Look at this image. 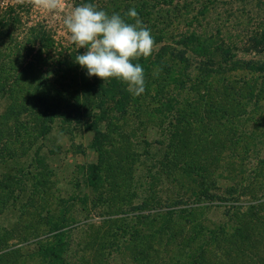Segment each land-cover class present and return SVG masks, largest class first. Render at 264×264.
Wrapping results in <instances>:
<instances>
[{
  "label": "rangeland",
  "instance_id": "374dc122",
  "mask_svg": "<svg viewBox=\"0 0 264 264\" xmlns=\"http://www.w3.org/2000/svg\"><path fill=\"white\" fill-rule=\"evenodd\" d=\"M139 1L0 0V18L9 22L4 30L10 36L4 41L25 43L31 30L38 28L44 32L37 33L39 55L49 63V49L51 54L62 51L54 58L68 54L69 70L80 72L75 58L84 49L72 41L63 23L65 16L75 6L89 2L109 15L119 13L124 17ZM147 2L156 4V15L149 16L150 23H155L151 35L163 39L153 43L151 54L141 63H135L143 67V62L154 59L161 46L175 42L183 31H194L210 52L209 69L207 64H200L202 54L187 53L191 80L182 90L174 87L180 93V116L188 122L179 136L187 158L181 154L168 166H159L178 150L171 135L174 124L158 120L159 115L143 114V119L132 118L124 124L115 121L127 133L135 134L137 130L130 145L132 154L129 152L126 168L118 176L107 167L96 172L101 155L97 146L103 142L102 152H106L111 145L104 143L105 136L101 138L85 126L56 120L43 138L23 146L15 143V154L0 153V183L4 185L0 187V264H139L130 255L133 236L144 242L145 236L157 228L152 219L161 214L156 210L172 207L194 208L192 211L207 229L226 224L228 230H233L237 225L235 216L247 220L250 208L264 217V98L243 108L222 95L224 86L234 78L258 75L236 64L238 58L262 62L264 68V48L258 43L264 28V0ZM209 36L211 39L206 40ZM251 44L258 45L252 48ZM195 65L202 69L196 72ZM47 68L48 64L41 70ZM200 95L211 97L201 102ZM7 104V99L0 98V112ZM140 138L151 145L139 144ZM165 153L168 158L164 159ZM190 157L192 165L185 167ZM155 163L159 165L155 167ZM196 168L200 171L195 175ZM93 174L97 179L91 181ZM202 189L213 195L212 200L201 195ZM107 230L115 233L109 242L102 239ZM182 231L178 240H186L189 235ZM200 243L196 239L188 247L183 241V246L193 250ZM148 246L146 253L150 251ZM157 246L158 254L163 248L159 258L167 261L178 256L175 244L167 246L164 241L162 247ZM257 248L254 254L264 253L262 244ZM183 260L189 262L188 257Z\"/></svg>",
  "mask_w": 264,
  "mask_h": 264
},
{
  "label": "trees",
  "instance_id": "16d2710c",
  "mask_svg": "<svg viewBox=\"0 0 264 264\" xmlns=\"http://www.w3.org/2000/svg\"><path fill=\"white\" fill-rule=\"evenodd\" d=\"M155 1L159 4H169L173 0ZM155 5L147 0H140L134 6L137 17L130 18L126 14L123 18L130 23L138 18L142 24H148L146 27L151 32L155 23H150L149 16L156 15V12H153ZM0 19V98L8 100L7 106L0 112L1 154L7 152L12 156L17 152L15 146L12 147L15 143L23 146L35 142L37 138H43L49 132L53 122L58 120L62 124L69 123L73 126L93 129L101 138L105 136L104 143L111 146H107L109 149L106 152H102L103 142L97 146L101 155L97 162L96 172L101 167H107L113 169L118 176L122 169L126 168L125 159L132 154L130 145L137 136V130L135 134L127 133L115 121L124 124L132 118L141 120L142 115L145 114L146 116L159 115L158 120H163L162 122L168 120L169 126L174 124L171 135L175 136V148L178 150L173 152L175 156L171 155L168 163L163 160L161 165L155 163V167L165 166L164 163L168 166L181 154L186 157L183 152L186 148L179 136H182V129L188 125V122L183 121L180 116V102L177 98L180 93L174 91V87L182 90L190 82L191 61L189 56L191 54H202L200 64H207V69L212 62L208 47L201 43L194 31L178 33L179 38L175 42L161 46L155 53L154 59L143 62L145 90L140 95H132L127 91V85L117 78L103 82L96 76H87L81 66L82 74L69 70V63L66 61L69 55L64 54L59 59L57 57L62 51L51 54L49 45L46 44V48L49 49L46 55L50 58L49 63L51 62L49 64L47 58L39 55L40 49L36 43L37 39H40L37 33L43 35L44 32H39L38 28L31 30L30 38L25 43L8 44L4 40L10 34L4 30V26H8L9 22L2 17ZM162 39L161 35L153 38L155 43ZM207 39H211V36ZM250 41L252 42L251 38ZM263 41L264 28L258 42L264 48ZM251 45L252 48H256L258 44ZM187 53L189 56H186ZM56 54L57 57L54 58ZM142 60L143 56L133 60V63L134 61L141 63ZM233 63L235 64V61ZM47 64V70L52 68L53 71L41 70V67ZM236 64L258 75L256 77L242 75L234 78V82H230L227 87L224 86L225 94L222 93V95L223 99L226 101L230 99L231 103L237 107L247 108L248 103L264 98L263 63L238 58ZM200 69L202 68L195 65L196 72ZM209 97L211 95H200L198 101H208ZM178 118V121L171 123ZM101 124H103V129H100ZM97 141H100V138ZM139 144L148 146L151 142L146 138H140ZM34 155H37L36 151ZM167 155L165 153L163 158H168ZM191 165L190 157L184 166ZM181 170L183 173L186 172L183 167ZM196 170H194L195 175L200 171L197 168ZM95 178L97 179V176L93 174L91 181ZM3 179L4 182L7 181V178ZM0 187L4 188L3 183H0ZM200 192L203 193L201 194L203 197L206 196L212 200L213 195L205 193V189ZM188 207L180 209L172 207L167 211L156 210L157 214H161L152 219L157 228H153L151 234L145 236L144 242L141 238L133 236L134 240L132 239L130 244L132 259L139 264H264V253L258 251V254H254L258 250L257 246L260 244L264 246L263 216H258L250 208L247 220L244 221L235 216L237 225L233 230H228L226 224H222L217 229H207L202 226V220L192 211L194 208ZM160 219H164V222L158 223ZM186 226L195 231L190 233L191 230L185 229ZM183 229L185 235L186 233L189 235L186 240H178L177 236L183 232ZM151 237L155 238L153 242L148 240ZM114 238L115 233L112 230H107L106 234L102 235V239L108 242ZM196 239H199L200 245L193 250L191 248L185 250L183 241L191 247L190 243ZM164 241L167 246L172 244L177 246V257L171 256L167 261L165 257L160 256L159 258L163 248L158 254L156 246L162 247ZM147 245L150 248L149 253H146ZM179 255H184V258L188 257L189 262H185L184 258Z\"/></svg>",
  "mask_w": 264,
  "mask_h": 264
},
{
  "label": "clouds",
  "instance_id": "9594fccd",
  "mask_svg": "<svg viewBox=\"0 0 264 264\" xmlns=\"http://www.w3.org/2000/svg\"><path fill=\"white\" fill-rule=\"evenodd\" d=\"M137 17L134 9L127 13ZM72 41L84 52L77 54L75 62L86 70V75L117 78L127 85L132 95L145 90L144 69L133 63L152 52L153 37L140 19L130 23L119 13L109 15L94 4L85 2L75 6L63 21Z\"/></svg>",
  "mask_w": 264,
  "mask_h": 264
}]
</instances>
